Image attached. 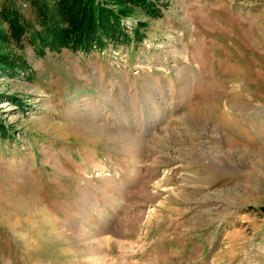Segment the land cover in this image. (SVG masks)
I'll list each match as a JSON object with an SVG mask.
<instances>
[{"label": "rangeland", "instance_id": "374dc122", "mask_svg": "<svg viewBox=\"0 0 264 264\" xmlns=\"http://www.w3.org/2000/svg\"><path fill=\"white\" fill-rule=\"evenodd\" d=\"M149 1L73 51L0 0V264H264V0Z\"/></svg>", "mask_w": 264, "mask_h": 264}, {"label": "trees", "instance_id": "16d2710c", "mask_svg": "<svg viewBox=\"0 0 264 264\" xmlns=\"http://www.w3.org/2000/svg\"><path fill=\"white\" fill-rule=\"evenodd\" d=\"M55 1L52 7H45L43 29L39 39L40 46L49 50L66 48L74 51L86 50L95 45L101 46L102 36L112 33V39H117L120 17L130 13L136 16L140 13L146 14L148 17L161 15L160 7L149 0H117L116 10L109 6L107 0ZM126 5L131 7V12L125 8ZM17 23L19 22L16 19L9 23V28H15L14 32L20 28ZM10 63L7 57H0V66L7 68L11 66ZM16 64L26 67L24 62Z\"/></svg>", "mask_w": 264, "mask_h": 264}]
</instances>
